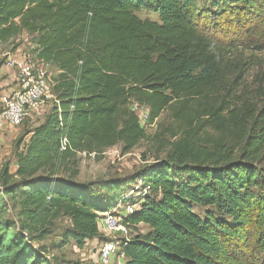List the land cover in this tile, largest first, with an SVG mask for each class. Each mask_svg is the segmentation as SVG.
<instances>
[{
  "label": "trees",
  "instance_id": "16d2710c",
  "mask_svg": "<svg viewBox=\"0 0 264 264\" xmlns=\"http://www.w3.org/2000/svg\"><path fill=\"white\" fill-rule=\"evenodd\" d=\"M22 34L55 68L60 106L15 150L14 173L0 170V216L15 220H0V264H51L42 243L58 216L79 246L101 239L98 213L121 201L139 205L124 221L145 227L124 246V264H264V93L238 91L250 56L264 52V0H0V45ZM192 98L184 118L194 134L164 160L125 179L77 182L78 154L120 145L124 156L145 138L131 104L152 125ZM207 129L226 147L186 144ZM138 181L149 192L134 201Z\"/></svg>",
  "mask_w": 264,
  "mask_h": 264
},
{
  "label": "rangeland",
  "instance_id": "374dc122",
  "mask_svg": "<svg viewBox=\"0 0 264 264\" xmlns=\"http://www.w3.org/2000/svg\"><path fill=\"white\" fill-rule=\"evenodd\" d=\"M137 16L140 19H149L157 21L158 18L147 12L139 11ZM229 30L227 33H231ZM30 44L31 46H28ZM23 45V54H31L32 41L31 38L19 37L8 44L0 45V78L10 79L9 70L3 66L5 59L20 46ZM244 54V59L249 53ZM247 55V56H246ZM249 57V56H248ZM252 66L245 74V78L238 91L240 96L250 97L252 100H258L259 92L264 93V52L250 56ZM48 75L56 77V70L52 65L45 68ZM16 85V84H15ZM3 95H10L3 91ZM197 100L192 98L186 104L185 109L181 103L174 104L171 108L165 110L160 117L152 125H146L149 112L148 110L137 104H131L130 109L136 114L140 125L145 130V138L139 142L130 153L122 156L120 153V145L107 150L99 156L80 155L77 157L78 177L77 182L80 184L91 182H103L113 179H125L143 168L155 164L157 161L164 160L171 147L183 137H189L194 134L190 129L193 124H197L194 120H186L184 117L189 115L196 108ZM2 105L0 102V113ZM43 120L32 116L24 121L19 128L11 127L7 122L0 119V170L6 166L10 174L16 169L15 150L22 148L27 144L29 136L26 135L35 126L42 123ZM202 121V120H200ZM173 134V137H172ZM176 136V137H174ZM198 142H186L191 149L210 151L214 144L218 143L226 147L227 138L219 135L215 130L207 129L196 135ZM195 143V144H193ZM264 167V163L261 165ZM134 190L131 189L130 191ZM128 191V193L130 192ZM137 191V187L135 188ZM139 192H136L134 201H137ZM138 205V204H137ZM139 206V205H138ZM2 221H14L12 214L8 212L0 216ZM72 229L71 221L64 216H58L52 223L49 233L42 243L46 251L47 259L51 264H100L97 257L98 247L101 240L90 241L86 245L79 246L71 238H68ZM139 232H144L143 227H139ZM64 241L66 244H64ZM125 262L123 250L119 251L118 256L113 258L110 264H120Z\"/></svg>",
  "mask_w": 264,
  "mask_h": 264
},
{
  "label": "built area",
  "instance_id": "2783aa9c",
  "mask_svg": "<svg viewBox=\"0 0 264 264\" xmlns=\"http://www.w3.org/2000/svg\"><path fill=\"white\" fill-rule=\"evenodd\" d=\"M3 66L11 72L16 91L8 96L0 92L2 105L0 119L2 121L7 122L11 127L19 128L26 119L32 116L43 120L51 109L56 108L59 112L60 102L52 93L54 82L45 69L47 64L38 61L31 54H21L7 57ZM65 143L66 139H63L62 150H64ZM80 155L85 154H78ZM133 187L134 190L128 193L129 196H135L136 192L140 194L149 192V188L145 187L141 181L136 182ZM136 187L137 191H135ZM138 208L137 204L121 201L111 210L98 213L97 230L101 239L92 241L101 240L97 252L100 264H110L127 242L139 232V227L135 229L124 221ZM88 242L90 241H85L83 245ZM118 263L124 264L125 262Z\"/></svg>",
  "mask_w": 264,
  "mask_h": 264
},
{
  "label": "crops",
  "instance_id": "0c3cea01",
  "mask_svg": "<svg viewBox=\"0 0 264 264\" xmlns=\"http://www.w3.org/2000/svg\"><path fill=\"white\" fill-rule=\"evenodd\" d=\"M27 35L26 34H22L20 37L23 38V37H26ZM28 46H31L30 44H28ZM24 52V48H23V45L20 46L19 48H17L12 54L11 56H20L21 54H23ZM48 66V65H47ZM1 71V70H0ZM57 73V72H56ZM9 74H10V79H1L0 78V87L2 89H4L3 91L6 92V93H9V94H12L13 92L16 91V85H15V82H14V79H13V76L11 74V72L9 71ZM145 228V227H144Z\"/></svg>",
  "mask_w": 264,
  "mask_h": 264
}]
</instances>
